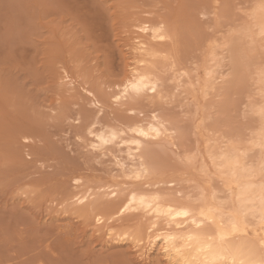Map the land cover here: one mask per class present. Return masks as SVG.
Wrapping results in <instances>:
<instances>
[{
  "label": "rangeland",
  "instance_id": "rangeland-1",
  "mask_svg": "<svg viewBox=\"0 0 264 264\" xmlns=\"http://www.w3.org/2000/svg\"><path fill=\"white\" fill-rule=\"evenodd\" d=\"M74 1L79 0H71L69 6L75 7ZM89 1L103 13H81L78 7L76 12L70 11L63 4L47 13L43 8H50L52 0H0V264H101L119 250L125 253L129 264H169L158 247L149 251L148 240L135 246L133 240L120 236L145 224L150 216L127 212L119 221H113L112 240L105 236L106 220L98 224L88 214L92 201L116 200L110 193L114 185L121 188L120 200L126 196L127 188L142 186L124 176L114 158L100 156L89 146L85 121L88 123L100 106L90 102L83 80L97 77L106 83L101 99L107 106L101 118L125 127L121 123L126 119L112 120L109 111L112 95L120 90L115 82L122 80L134 60L132 35L136 36V22L154 20L162 14L176 16L184 38L181 42H186L184 54L196 52L202 62L209 50L206 42L210 38V42L218 38L221 41L228 26H218L217 30L216 25L204 23L207 18L200 14V8L209 9L212 0ZM220 1L224 4L225 0ZM114 3L125 11L113 17L107 8ZM76 6L82 8L81 0ZM47 48L57 60L51 79L38 77L33 68L34 50L38 55ZM251 80L243 91H235L239 93L234 94L235 99L249 102L247 94L255 88ZM223 99L215 96L211 100L216 105L214 119L207 121L209 132L204 128L194 132V122H189L185 136L182 134L183 144L192 152L197 146L202 150L196 153V165L152 176L151 181L176 178L181 190L178 196L184 201L196 199L200 187L208 183L219 189L220 196L225 195L224 183L215 174H203L199 169L203 161L209 163L202 158L207 157L205 133L217 131V135L247 144L253 136L257 124L248 105L238 100L228 109ZM180 110L176 107V112ZM257 153L259 150L253 155ZM162 160L173 165L177 162L170 154ZM210 170L214 171L212 167ZM75 177L80 178L79 183ZM76 193L89 195L80 201ZM97 228L101 231L96 232Z\"/></svg>",
  "mask_w": 264,
  "mask_h": 264
},
{
  "label": "bare ground",
  "instance_id": "bare-ground-1",
  "mask_svg": "<svg viewBox=\"0 0 264 264\" xmlns=\"http://www.w3.org/2000/svg\"><path fill=\"white\" fill-rule=\"evenodd\" d=\"M70 1L52 0L50 2L53 4L52 8L45 6L43 9H46L47 13H49V9L56 11L60 4L69 6ZM79 1L74 2L78 4ZM225 1L222 4L220 0H212L209 9L200 8V14L204 16V19L207 18L204 23L216 25L217 30L218 26L219 28L228 26L221 41L218 38L210 42V38L209 42H206L205 45L209 50L207 53L203 51L205 56L203 62L201 58L198 60L196 52L184 54L183 47L186 42H181L184 38L179 29L180 20L176 16L162 14L154 20L142 19L139 24L137 22L134 24L139 29L134 32L136 33L135 37L132 35V39L135 40L132 42L135 61L133 60L132 65L129 66L130 70L125 72L122 80L115 82L120 90L112 95L113 100L110 106L112 110L109 111L112 120L123 121L121 117L125 118L126 121L120 122L125 127L101 118L107 106L101 99V93L105 90L106 83L101 82L97 77L93 80H83L90 102L100 106L92 119L88 123L85 121L89 146L93 151L100 156L109 155L114 158L119 163L121 173L129 177L133 173L126 169H138L139 166L130 162L129 153L134 150L127 146L126 141L118 139V142L110 145L93 148V145L100 144V141L93 137L107 138L110 132H116L118 137L119 133H124L128 139L137 138L136 134L130 130L132 128L137 131L143 128L145 132H149L150 137H153L148 142H145L144 138H140L141 143L144 144V154L139 159L144 160V168L149 173L144 178V182L142 181L143 183L139 182L142 187L127 188L126 196L122 195L123 200H120L121 188L119 184L114 187L103 186L105 189L113 187L110 193L115 195L116 200L113 202L94 200L90 204L92 207L88 214L93 215L98 224L104 223L106 220V225L104 224L105 236H110L112 240L113 233H115L113 221H119V218L127 212H142L143 215L150 216L148 222L136 225L133 231H124L120 236L130 238L135 246L142 245L148 240L149 246H151L149 251L158 247L160 254L162 253L161 256L165 257L169 264H176L177 261L179 264H212L213 258L219 255H227L228 264H231L233 258L237 264H240V261L247 264L250 260L260 258L259 241L264 237V230L259 225L258 216L256 221H253L250 215L245 218L243 213L249 208H258L259 185L264 182L262 180L264 177V0ZM81 3L82 8L80 3V6L75 4L76 9L78 7L82 10L81 13L84 11L94 16L98 15L100 9L91 6L92 2L90 3L88 0L90 5L84 2L86 7L82 0ZM96 3L94 1L93 5L96 6ZM75 7L71 4L68 10L75 11ZM107 10L108 14L113 12V17L115 14L125 11L119 7L118 3H114L112 6L108 5ZM161 25L164 26L163 29H161ZM160 36H164V39L161 40ZM46 43L51 42H43V45ZM205 45L204 48H206ZM34 52L33 68L38 77H50L57 63L54 55L50 54L51 49L47 48L38 55L36 50ZM40 55L42 56L39 58ZM73 75L75 74L73 73ZM250 79L253 80L250 81V84L255 88L251 91L252 93L247 94L249 102L246 103L238 99L242 101V104L248 105L256 119L257 125L255 124L253 136L251 134L252 139L250 138V141H248L249 138L247 139L250 143L247 144L240 139L238 142L233 141V138L230 140L231 137L228 139L226 135H217V131L214 134L205 133L203 135L206 142L204 153L207 157L203 156L202 158L208 159L209 163L203 161L199 169L203 174H215L224 183L225 195L220 196L219 189L208 183L200 187L196 199L184 201L178 196L181 194V190L177 188L176 178L161 180L158 178L157 181H151L152 176L158 177L159 173H167L174 169L179 171L184 165H196L198 156L196 153H201L202 150L197 146L192 152L190 147L185 146L182 142L189 122H194V132H201L202 128L209 132L211 129H208L210 126H207V121L214 119L213 108L216 105L211 102L212 98L219 96L223 99L224 97L225 107L227 105L228 109L234 107L236 102L238 104L237 98L233 97L234 94H239L237 92L240 89L243 91L244 86H248L247 81ZM145 83L157 85L156 93L153 94L151 90H148L139 95H131L134 88H143ZM235 91L237 92L235 93ZM126 94L128 95L126 96ZM117 97L120 99L117 100ZM177 101L179 104H175ZM113 104L117 106L114 108ZM176 107H180L181 110L176 112ZM153 109L156 110L159 124L153 123L150 119ZM147 124L159 129V137L155 132L149 130ZM257 150H259V154L253 155V152L256 153ZM168 154L177 159L175 165L162 160ZM210 167L214 171L210 170ZM79 180L80 178H76L78 183ZM88 195L79 196L76 193L80 201L86 200ZM155 197H160L159 201L154 200ZM119 201L122 202L118 204ZM178 206H182L196 215L189 216L187 219L177 217L175 220H172L171 216L165 215L168 208L176 209ZM209 208H220L225 212L236 213L239 220L236 231L232 232L227 220L222 219L219 215H209L206 220H202L199 215L201 209ZM193 219L196 220L195 225L191 223ZM100 231L101 229L97 228L96 232ZM161 233L185 238L192 235L199 239L191 241L192 247L184 248L181 255L177 256L175 253L170 255L163 251L170 244L159 243L155 239ZM221 234L225 235V239H220ZM183 243L184 241H179L175 246L181 248ZM149 251L146 253L148 254ZM125 257V253L119 250L118 253L111 254L110 259L103 260L104 262L100 259V261L101 264H129L130 261L127 262L128 258L125 259Z\"/></svg>",
  "mask_w": 264,
  "mask_h": 264
},
{
  "label": "snow or ice",
  "instance_id": "snow-or-ice-1",
  "mask_svg": "<svg viewBox=\"0 0 264 264\" xmlns=\"http://www.w3.org/2000/svg\"><path fill=\"white\" fill-rule=\"evenodd\" d=\"M163 28H164V26L161 25V29H163ZM159 38L161 40H163L164 36H160ZM148 90H151V92L153 94H155L157 91V85L145 83L143 85V88H134L132 90L131 95H139L140 93L147 92ZM127 95L128 94H126V96ZM119 99L120 98L117 97V100H119ZM150 119L153 121V123L159 124V120L157 118V113H156L155 109L152 110ZM146 126L149 128V130L151 132H155L156 136L159 137L160 131L158 128H153L151 124H147ZM130 130L136 134L137 138L128 139L124 135V133H119V137H118L116 132H110V134L107 138L94 136L93 138L99 140L100 144L99 145H93V148H98V147H101L103 145H110L114 142H118V139H124L127 143V146L130 149L134 150V151H131L129 153L130 162L132 164H136L139 166L138 169L137 168L126 169V171H131L133 173V175H130L128 177V179L129 180H135L138 182H142L144 180V178H146L149 173H148V170L146 168H144V160L139 159V157L144 154V144L141 143L140 138H144L145 142H148L151 139H153V137H150L149 132H145L143 130V128H141L139 131H137V129H135V128H132ZM262 180H264V177H262ZM259 188H260V194L258 197V201H259L258 208L257 207L249 208V209H247V211H245L243 213V215L245 216V218H247L250 215L251 219L253 221H256L257 216H258L259 225H260L261 229L264 230V182H262L259 185ZM153 199L156 201H159L160 197H155ZM224 203H226V202H224ZM149 207H151V205H149ZM173 213H174V215H173ZM165 215L171 216L172 220H175L177 217L187 219L189 216L196 215V213L190 212L189 210L184 209L182 206H178L176 209L168 208ZM199 215L202 218V220H206L209 215L221 216L222 219L227 220L228 225L231 226L232 232L236 231V226L239 223V220L237 219L236 213L225 212L220 208H215V209L209 208L207 210L201 209ZM191 223L193 225H195L196 220L195 219L191 220ZM197 227H199V225H197ZM155 239L159 243L170 244L169 247H165L163 249L164 253L170 254V255L175 253L177 256H179L182 254L184 248H191L192 247V244L190 243L191 241H193L194 239L198 240L199 238L193 237L192 235H189L185 238L183 236L177 237V236L169 235L168 233H161L160 235L156 236ZM220 239L221 240L225 239V235L221 234ZM179 241H184L181 248H177L175 246L176 243ZM259 243H260V248H259L260 258L258 260H250L247 262V264H264V237H262L260 239ZM201 250H203V249H201ZM176 264H179V261H177ZM212 264H228L227 255L215 256L213 258ZM231 264H237V261L235 260V258L232 259ZM240 264H245V262L240 261Z\"/></svg>",
  "mask_w": 264,
  "mask_h": 264
}]
</instances>
